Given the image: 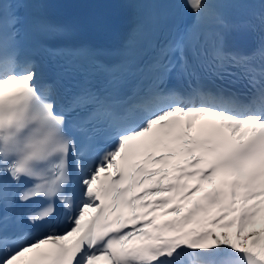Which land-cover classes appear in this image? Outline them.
Instances as JSON below:
<instances>
[{"label": "snow or ice", "instance_id": "6c2138e0", "mask_svg": "<svg viewBox=\"0 0 264 264\" xmlns=\"http://www.w3.org/2000/svg\"><path fill=\"white\" fill-rule=\"evenodd\" d=\"M9 2L0 142L33 113L63 139L43 185L0 161V264H264V2L248 13L242 0H184L171 6L183 11L149 14L137 26L143 49L69 64L83 81L68 106L23 48L20 12L38 6ZM233 32L254 47H230ZM73 112L85 114L70 122Z\"/></svg>", "mask_w": 264, "mask_h": 264}, {"label": "clouds", "instance_id": "9594fccd", "mask_svg": "<svg viewBox=\"0 0 264 264\" xmlns=\"http://www.w3.org/2000/svg\"><path fill=\"white\" fill-rule=\"evenodd\" d=\"M62 129L49 128L35 113L26 125L7 143L0 142V161H11L25 169L23 175L38 184H45L49 169L60 155Z\"/></svg>", "mask_w": 264, "mask_h": 264}, {"label": "bare ground", "instance_id": "6f19581e", "mask_svg": "<svg viewBox=\"0 0 264 264\" xmlns=\"http://www.w3.org/2000/svg\"><path fill=\"white\" fill-rule=\"evenodd\" d=\"M8 4H10L9 0H4V5L3 6H7ZM192 260H194L195 264H199V261L196 257H193Z\"/></svg>", "mask_w": 264, "mask_h": 264}]
</instances>
